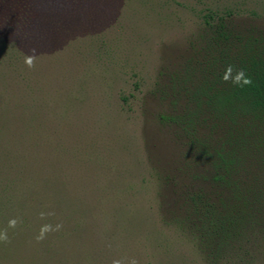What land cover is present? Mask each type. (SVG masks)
I'll list each match as a JSON object with an SVG mask.
<instances>
[{
    "label": "rangeland",
    "instance_id": "obj_1",
    "mask_svg": "<svg viewBox=\"0 0 264 264\" xmlns=\"http://www.w3.org/2000/svg\"><path fill=\"white\" fill-rule=\"evenodd\" d=\"M225 8L264 35V0H0V264H207L173 86Z\"/></svg>",
    "mask_w": 264,
    "mask_h": 264
},
{
    "label": "trees",
    "instance_id": "obj_2",
    "mask_svg": "<svg viewBox=\"0 0 264 264\" xmlns=\"http://www.w3.org/2000/svg\"><path fill=\"white\" fill-rule=\"evenodd\" d=\"M235 14H205L202 59L189 62L173 86L186 107L172 122L190 140L191 179L178 222L191 227L207 264H244L257 247L264 260V35L238 29ZM230 64L251 85L224 82Z\"/></svg>",
    "mask_w": 264,
    "mask_h": 264
},
{
    "label": "clouds",
    "instance_id": "obj_3",
    "mask_svg": "<svg viewBox=\"0 0 264 264\" xmlns=\"http://www.w3.org/2000/svg\"><path fill=\"white\" fill-rule=\"evenodd\" d=\"M26 64L28 67H33L34 66L33 59L31 57L26 58ZM222 79L224 82L230 81L234 86H238V87L249 86L252 83L251 78L246 75L243 69H237L235 68L234 65L231 64L225 68ZM54 214H55L54 212H48V213L41 212L40 218L45 219L46 216H51ZM16 224H17V220L15 219L9 221V227L14 228ZM62 227H63L62 224H57L55 226L48 223L43 224L40 228L39 234L36 237L37 242L44 240L49 233L60 231ZM0 242H5V243L10 242L6 230L0 232ZM113 264H125V262L116 260L113 261ZM126 264H137V261L135 259H131L127 261Z\"/></svg>",
    "mask_w": 264,
    "mask_h": 264
}]
</instances>
